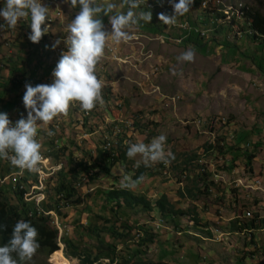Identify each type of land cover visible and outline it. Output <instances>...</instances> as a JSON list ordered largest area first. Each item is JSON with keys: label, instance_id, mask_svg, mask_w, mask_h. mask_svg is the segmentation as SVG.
I'll list each match as a JSON object with an SVG mask.
<instances>
[{"label": "rangeland", "instance_id": "rangeland-1", "mask_svg": "<svg viewBox=\"0 0 264 264\" xmlns=\"http://www.w3.org/2000/svg\"><path fill=\"white\" fill-rule=\"evenodd\" d=\"M202 1L197 4L193 2L190 11L178 16L176 20L191 24L204 33L203 37L201 35L198 37L201 46H196L194 42L193 45L187 44L182 47L174 44L167 46L168 42L163 44L159 41L149 42L148 51L152 57L149 61H143L141 65L145 73H139L132 68L134 72L131 76L119 79L117 83L119 89L109 84L111 80L109 73L112 75L114 68L107 69L105 65L106 68L101 70L100 78L105 80L102 91L104 104L99 111L100 115L95 117L89 111L88 118L83 121L85 125L83 131L74 130L70 126L76 122L78 124V114L85 111L79 104L73 103L67 114L69 117L66 119V124L69 119L71 122L68 126L59 123L55 138L48 135L55 121L48 124L41 123L37 136L43 140L41 144L46 145L45 151L51 150L56 140L60 147L66 146V151L59 152L57 158L53 159L66 166L67 157L64 153L70 149L74 150L70 143L75 148L74 159L77 156L79 160H86L92 153L90 150L92 144L96 142L100 145L101 142L97 132H92V127L97 128L113 119L132 122L129 144L150 143L152 138L160 134L166 135V151L170 150L175 158L168 163L153 164L149 171L150 177L133 190L146 195L152 203L164 194L176 208L185 210L187 215L177 216L174 221H167L156 210L147 212L139 207L120 210L123 224L132 228L129 238H137L138 227L152 228L158 240L154 244H148L146 256L148 259H155L158 256V260L163 264H264V66L260 69L256 59L257 52H261L260 48L256 50L260 41L256 40L252 44L243 35L241 28L244 26V19H236L235 11L232 10L234 15L230 14V18H234L235 23L229 26L225 24L230 23L218 22L223 18L224 13L217 10L219 7L222 11L231 6L233 9L239 8L240 4L259 9L264 14V0H260V6L255 0H221L224 3H220V6H216L217 0H210V4L205 9L201 8ZM59 2L65 15L63 19L54 21L48 35H44L45 38L65 36V32L68 33V29L65 31L68 28L67 21L80 10L79 6L74 9L70 0H59ZM151 2L160 5L161 10L159 8L149 10L152 12L149 27L155 22L153 27L159 24L162 28L164 24L159 20L158 14L164 13L165 10L167 15L174 14L172 3L169 0H151ZM172 2L178 3L179 0ZM106 3L115 4L116 11H119V6L122 8L120 12L128 11V5L124 0H97V4L101 6ZM4 4L5 0H2V5ZM134 11L139 14L146 10L137 8ZM59 21H63L61 25H58ZM0 22H2L1 17ZM22 28L5 27L11 39V46L0 51V63L3 64L1 75L4 78L20 65V57H26L24 53L28 47H25L26 44L23 45V37L19 38L17 35L20 30L29 32L30 35L31 30H28V23ZM219 28L223 29L218 32ZM167 30L177 37L173 29ZM133 31L136 30L131 32ZM132 35L133 33L130 34V42L136 44L140 40L138 35L141 34L135 33L137 40H134ZM184 40L180 45H184L186 42ZM220 44L226 47L223 46L213 52V47ZM58 46L64 49L66 45L61 42ZM22 48L24 50L20 54ZM189 49L195 50L194 61H178L177 57ZM202 49L206 53L203 54ZM145 50L133 54L131 60L136 59L138 53L148 58ZM121 58L127 59L124 55ZM126 64L114 63V67L117 68L114 72L122 75L119 73L121 72L119 67L122 68V65ZM153 68H156L154 73ZM40 69L42 67L39 68V73ZM28 83L32 85V79H25L19 89L21 95L18 98L14 93H10L7 98L9 102L15 99L13 102L17 104L9 108L12 113L9 118L13 126L20 118H27L28 110L24 106L23 96L26 91L25 85ZM73 105L75 107H72ZM75 108L78 113L74 111ZM83 132H92V134L89 133L88 137L83 139L81 137ZM102 132L103 129L100 133L103 134ZM243 136L245 140L241 141L240 149L248 150L251 149L252 143L257 140L261 142L254 152L255 157L251 160V171L245 166L246 158L241 154L240 149L237 150L238 156L236 154L231 156L223 153L225 150L221 147L222 144L230 146L233 139L239 140ZM125 147L121 145L120 149ZM191 156L195 158L188 168L184 169V161ZM8 162L11 164L10 160ZM139 164H143L142 158L137 155L132 159L127 157L126 162L120 164L119 168L124 171L125 166L127 170L129 168L134 170ZM67 169L65 168L64 171ZM112 174L116 177L121 173L114 167ZM24 175L27 179L23 180L22 184L28 187L31 172L23 170L22 176ZM102 176L103 174H100L96 181L86 183V186L77 189V193L68 200L70 206L58 216L59 223L65 226L68 235L81 242V249L93 247L96 242L80 230L79 224L85 222L93 224L98 219L99 207L114 206L110 201L107 203L104 197H96L93 193L95 187L104 190L111 186V180ZM60 178L59 173L48 178L45 194L47 187H53L58 180H61ZM211 180L214 184L212 186ZM204 183L207 184L208 191L204 188ZM7 186L5 184V187ZM186 189H190L197 196L195 202L186 199ZM194 206L199 215L200 225L191 221L193 215L190 216L191 212L188 210ZM104 216L109 217L108 214ZM254 216L257 217L254 229H237L249 223ZM49 219L50 224L54 226L52 218ZM155 224H159L160 227L155 229ZM219 230L223 234L220 235ZM118 231L124 232L123 228ZM207 231H211L210 236L207 235ZM58 248L60 252L55 254H62L61 256L70 264H80L74 257L66 258L63 255V244L58 243ZM250 252H253L254 256L249 254ZM50 259L51 256L46 257L45 254L36 252L32 260L26 264H52ZM96 264H106V260H100Z\"/></svg>", "mask_w": 264, "mask_h": 264}, {"label": "clouds", "instance_id": "clouds-1", "mask_svg": "<svg viewBox=\"0 0 264 264\" xmlns=\"http://www.w3.org/2000/svg\"><path fill=\"white\" fill-rule=\"evenodd\" d=\"M169 2L172 3L174 14H158L159 20L167 25L163 26L165 31L162 34H168L169 30L167 29H173L179 36L180 33L172 25L180 22L176 21L178 16H183L190 11L193 0H179L178 3L169 0ZM70 3L73 8L79 6L80 10L75 19L68 24V35L63 40L67 51L62 52L52 72L53 82L36 86H32L30 83L25 85L23 103L28 110L26 119L20 118L13 126L7 113H0V158L10 160L13 166L32 173L40 171V164L43 160L42 152H46L45 148L41 149L42 145L36 138L39 125L51 123L54 118L60 115H67L73 103H78L84 111H91L98 103L102 104L104 85L96 74V68L105 55L109 38L115 43L128 41L131 38L128 31L130 28L138 27L141 21L150 23L152 20L151 11H141L139 14L134 11L141 6L142 0H124V3L128 5L126 13L116 11V5L113 3L101 6L97 4V0H70ZM49 10L41 0H5L4 7L0 9V17L4 20V24H0V30H4L6 26L15 28L22 18L30 15L31 34L28 39L33 43H39L42 37L48 33V27L42 28V25H45L48 19ZM101 14L108 16L111 25L110 32L105 31V26L100 18ZM157 35L159 34L157 33ZM171 36L173 35L171 34ZM61 42V40H57L52 45L53 50ZM194 59V49L186 50L177 57L180 62H193ZM98 75H100L99 72ZM53 134L51 131L48 133L50 136ZM166 141V135L160 134L152 138L150 143H130L126 155L130 159L139 155L145 167H151L155 163H168L175 157L170 150L166 151ZM48 154L46 155L51 158V162L57 163L56 160L53 161L54 156ZM75 157L77 159V156ZM65 168L67 165L63 164L60 171ZM143 179V175L135 179L125 175L121 181V187L133 189ZM86 183H88L87 178L83 177L76 184L80 189L86 186ZM66 201L68 202V200ZM39 211L42 209L40 208ZM44 214L51 216L52 223L58 230V243L61 244L60 237L64 232L68 233L65 226L61 222L59 223L58 216L53 211ZM55 220H57L61 232L56 226ZM156 225L159 224H155V229H158L160 225L158 228ZM38 235V229L30 221L18 220L13 226L12 238L9 243L0 246V264H26L31 261L40 247Z\"/></svg>", "mask_w": 264, "mask_h": 264}, {"label": "trees", "instance_id": "trees-1", "mask_svg": "<svg viewBox=\"0 0 264 264\" xmlns=\"http://www.w3.org/2000/svg\"><path fill=\"white\" fill-rule=\"evenodd\" d=\"M199 1L200 0H193L194 4H197ZM255 1L259 6L261 5L260 0ZM242 12L244 13L242 16L244 19V26L241 28L243 35H245L252 44H254L256 40L260 41L256 50L260 48L261 52H257L258 55L256 59H258L257 66L261 69V67L264 66V14L259 9H252L246 5L242 9ZM30 22L31 19L29 15L27 22L29 26L28 30H31ZM234 23L235 19L232 18V22L226 25L230 26ZM24 26L25 25L20 26V28ZM153 26L154 24H152L150 29L154 32L156 29L158 34L164 33L165 30L163 27L161 28V25L158 24L156 27ZM222 29L223 28H219L216 30L220 32ZM17 36L19 38L23 37L22 43L23 45L26 44L25 47L28 48L24 53L26 57H20L24 48L19 52L20 54L18 57H20V65L17 66L16 70H12V73L9 72V76L6 78L0 75V105L2 103L0 106V113H8L11 105H13V107L16 105V103L14 104L13 102L15 99H11L9 102L7 98L10 93H14L17 98L21 95L19 94V89L23 86L25 79H32L33 81L36 80L39 84L41 83L42 80L38 78V70L42 67V63L46 62V59L49 56V51H47L49 49V44H47V40L44 36L39 43H33L28 39L29 32L25 33L20 30ZM198 37V33L191 32L184 41L198 44ZM52 64L54 66V62L50 64L48 71L53 68ZM27 74L30 75L26 78L25 75ZM244 140L245 137L243 136L242 138H239V140L233 139L230 146H224V144H222L221 147L225 150L223 153L231 156L236 154V156H238L237 150L240 149L239 145L241 141ZM260 145L261 142L257 140L255 143H252L251 149H240L242 151L241 154L246 158L245 166L250 171L252 170L251 160L255 157L254 152ZM125 148L117 149L115 151L116 155L111 157L109 152H104L97 147L94 151L95 154H89L86 160L74 159L71 150L64 153L67 157L66 161L68 169L67 171H64L63 169L59 172L61 180H58L53 187H47L45 200L40 205L42 211H38L33 203L26 202L23 199L25 189L19 187L21 185L20 180L16 186L8 185L5 187L4 184L0 183V246L9 243L12 238L14 224L18 220L23 219L30 221L31 224L38 229L39 235L37 239L40 247L37 250V253L45 254V256L48 257L60 252V248H58V230L50 224L49 215L44 213L53 211L57 216H60L61 200H69L77 193L78 186L76 183H79L83 177L87 178L88 183H92L99 178L100 174H103V176L108 175L115 164L126 162L127 149L125 150ZM52 150L55 152L53 153ZM64 151H66V146H62L59 149H54L52 146L48 155H53V159H55L59 152L62 153ZM194 158L195 156H191L184 161V169L188 168ZM17 169V167L9 164L7 159L1 158L0 177ZM150 169V167H145L143 164H139L135 168V174L132 178L135 179L141 175L144 176L147 171H150ZM124 171L127 172L125 166ZM206 175L207 174H204V176ZM23 178L27 179L25 175ZM35 179V174L31 172L29 180L33 181ZM200 179L204 181L202 177H200ZM210 185H214L212 180L210 181ZM204 188L207 191L209 189L205 183ZM93 193L96 197L102 196L107 203L110 201L114 205L109 208L106 206L99 207V212L97 213L98 219L93 224L92 222L79 224L80 230H83L86 236L95 240V246L81 249V242L74 240L72 236L64 232L60 237V242L64 246V249L62 250L63 255L66 258L74 257L80 264H96L103 259L106 260V264H163L162 261L158 260V256H156L155 259H148L146 256L148 244H154L155 241L158 240L156 232H154L152 228L138 227L136 228L137 238H129L132 228L131 226L123 224V216L121 215L120 210L123 211V209H133L136 207L147 212L156 210L158 214L167 221H174V218L177 216H186V211L176 208L164 194L152 203L147 196L124 188L110 187L108 190H94ZM186 193V199L193 202L196 201L197 196L190 189H186ZM188 211L191 212L190 216L193 215L191 221L196 223V225H200L199 215L196 212L195 206ZM104 214H108L109 217H105ZM256 220L257 217L254 216L249 223H245L237 229H254V222ZM122 228L124 230L123 233L118 231V229ZM206 233L209 236L211 235L208 231ZM249 254L253 255V252H250ZM239 260L242 261L241 259Z\"/></svg>", "mask_w": 264, "mask_h": 264}, {"label": "built area", "instance_id": "built-area-1", "mask_svg": "<svg viewBox=\"0 0 264 264\" xmlns=\"http://www.w3.org/2000/svg\"><path fill=\"white\" fill-rule=\"evenodd\" d=\"M41 2L44 6H46L50 9L49 14H48V19L46 20L45 25H42V28L45 26L48 27V33H49V31L51 30V28L53 26L54 21L63 19L64 15H65L64 10H63V7H61V5H60L59 0H41ZM220 3H224V2L221 0H217L216 6L219 5ZM209 4H210V0H203L201 2V8L205 9V8H207V6ZM0 5L2 8L4 7V5H2V1H0ZM139 8L145 9V10H151V11L155 10L156 8H159L161 10V6L154 4L153 2H151V0H142L141 6ZM243 8H244V6H242L240 4H239V8L233 9L231 6V7L226 8L224 11H222L220 9V7L217 8V10L219 12L224 13V15H223L224 17L222 19H219L218 22L223 23V24L224 23H231L232 19L230 18L231 17L230 14L234 15L232 10L235 11L236 19H238V20L243 19L242 18V16L244 15V13L242 12ZM164 13H166V10ZM1 21L2 22H0V24H4V20L2 17H1ZM27 22H28V17L22 18L16 26H23ZM172 27L177 29V31L180 33L179 36L174 37V36H171V35L165 33V34H159L158 36H156L154 38V40H157L162 44L165 42L180 44L183 41V39L188 37V35L191 32L198 33L199 37L204 36L203 32H201L200 30H198L195 27H192L188 23L177 22L174 25H172ZM48 33H46L45 35H48ZM48 37L49 36H46V39ZM132 38L134 40H137V37L134 35H132ZM124 42L128 43L129 40L124 41ZM0 44L5 49H8L11 46V39H9L8 34L5 31V29L0 30ZM53 44H54V41L50 43L51 48L49 51L52 58L55 60L54 67L52 68V72H53L56 64L58 63L62 52L66 51L65 48L63 49L59 46L55 47V49L53 50V48H52ZM105 60L110 61V62H115V63H122V64L128 63V59L121 58V57L117 56L115 45L107 43L106 48H105V55L100 60V62L97 65V68H96V72L100 73V75H98L96 73L99 79L102 76L101 70H103V67H104V66L102 67V64ZM2 70H3V64L0 63V75L2 73ZM153 71H156V68H153ZM53 80H54V77L51 74L50 78L46 81V84H51L53 82ZM103 104L104 103H102V104L98 103L97 106L93 110H91V112L94 116L98 115V111H99V109L102 108L101 106ZM72 107H75V105H73ZM97 107H99V109H97ZM96 110H97V112H96ZM74 111H76L78 113L76 108L74 109ZM89 114H90L89 111H85L80 115L78 114V117H77L78 124H77V122L73 123L71 125V126H73L72 128L74 130H75V128H78L81 131H83V126H85L83 121H84V119L88 118ZM70 122H71V119H69L67 123L69 124ZM132 127H133V125H132L131 121H121L119 119H113L110 122L104 123L103 125L95 128V132H97V134L100 137L99 138L101 141L100 145L98 144L97 146H92V149H90V150L93 153L95 151V149L98 147L101 150H103L104 152H109L111 157H113V155H116L115 151L117 149L119 150L121 145H125L126 147H128V144H129L128 138H129V133L132 132V129H131ZM58 128H59V122L58 121L52 124V130L51 131L54 134L51 135L50 137H52V136H54V138L56 137V135L58 133ZM102 129H103V132H102L103 134L100 133V131H102ZM89 133L83 132V133H81V137L83 139H86L88 137ZM36 138L40 144L43 142V140L39 136H37ZM53 147H54V149H59L60 145H59V142L57 140L54 143ZM50 151L51 150H47L46 152L50 153ZM46 154L47 153L42 152L43 160L40 164V171L38 173H34L36 176V179L33 181L30 180L28 187H25L22 184V181L24 179L22 176L23 170L19 169L18 167H17L18 168L17 170L11 171V172L7 173L5 176L0 177V183L4 184V185L7 184V185L16 186V184H18V181L20 180L21 185L19 187L25 189V192L23 194V199L26 202L33 203V205L35 206V208L38 211L40 210V205H41V203L45 197V191L44 190H45L46 181L48 180V178L51 175L60 171L63 167V163H61V162L52 163L50 160L51 158L48 157ZM239 182L240 181H238V183ZM246 189H248V186ZM60 198H61V195H60ZM68 207H69V203L66 200H61L60 210L68 208ZM55 224L61 232V228H60L57 220H55ZM158 227H159V225H156V228H158Z\"/></svg>", "mask_w": 264, "mask_h": 264}, {"label": "crops", "instance_id": "crops-1", "mask_svg": "<svg viewBox=\"0 0 264 264\" xmlns=\"http://www.w3.org/2000/svg\"><path fill=\"white\" fill-rule=\"evenodd\" d=\"M75 9V8H74ZM118 10L119 11H121L122 10V8H120V6H119V8H118ZM75 16L76 15H72L71 17H70V20L69 21H67V26H68V24L73 20V19H75ZM101 19H102V22H103V24H104V26H105V31H108V32H110L111 31V25L109 24V19H108V16H105V15H103V14H101V17H100ZM69 19V18H68ZM63 22V21H62ZM62 22H60L59 21V23H58V25H61V23ZM155 22H153V23H151V24H154ZM226 25V24H225ZM147 27H149V23H145L144 21H141L140 22V24H139V26L137 27V26H133L132 28H130L128 31H132V30H136V31H133V32H129L130 34L131 33H133V35L134 36H136L135 35V33H140L141 35H138V37H140V40H138V42H136V44H133V43H131L130 41V39H129V42L128 43H125L124 41H122V42H120V43H115V42H113V40L111 39V38H109V40H108V42L107 43H112L113 45H115V48H116V52H117V55L119 56V57H121L122 55H124L125 57H127V59L129 60V62H128V64H126V65H122V68H120L119 66V70L121 71V72H119V73H121L122 75H118V73H115L114 71L117 69L116 67H114V63L115 62H110V61H107V60H105L104 62H103V64H102V67L103 66H105L106 65V67H107V69L109 68V67H112V68H114V70L112 69V71H113V74L111 75L109 72V76H110V78H111V80L109 81V84H112L113 85V87L114 88H116V89H119V86H117V83L119 82V79H125V76H127L128 77V75H130L131 76V74H133V72H134V70H132V68H134L137 72H141V73H145L142 69H141V65L143 64V61L145 62V61H149V59L152 57V54H150V51H148V43L149 42H154V37L152 38V37H149V36H151V35H155V34H157L158 33V31H156V29H155V32L153 31V30H151L150 29V27L149 28H147ZM67 29L68 28H66L65 29V31H67ZM140 29V30H139ZM67 34L68 33H66L65 32V36H63L62 35V37H59L58 35L57 36H55L54 38L53 37H48L46 40H47V44H49V49L47 50V51H50V48H51V45H50V43L51 42H53V40H54V43L57 41V40H61L62 41V43H63V40L66 38V36H67ZM137 37V36H136ZM143 37V38H142ZM51 39V40H50ZM143 39V40H142ZM153 39V40H152ZM199 42V41H198ZM169 43V45H167V46H172V44H174V43H171V42H168ZM150 44H152V43H150ZM183 44V43H182ZM187 44H192V43H190V42H188V41H186L185 43H184V45H180V44H174V46H178V47H182V46H186ZM201 42H199L198 44H195L196 46H201ZM193 45V44H192ZM147 46V47H146ZM223 46H225V45H223V44H220L219 46H215V47H213L214 49H213V52H216V51H218V50H220L221 48H223ZM65 47V46H64ZM145 47H146V50H145ZM226 47V46H225ZM161 48H163V47H161ZM233 48V47H232ZM204 49H206V47H204ZM204 49H202V50H204ZM4 50V47L0 44V51H3ZM65 50L67 51V48L65 47ZM142 50H145L146 51V54L148 55V58H145L144 56H142V55H140L139 53H138V57L136 58V59H133V60H131L133 57V54L134 55H136L137 54V52H139V51H142ZM234 50V49H233ZM203 54L204 53H206V51L204 50V51H201ZM234 53L236 54L237 53V51L235 50L234 51ZM131 60V61H130ZM55 63V60L52 58V56H51V54L49 53V56H48V58L46 59V62L45 63H42V69H40V73H39V75H41V76H39L38 75V78H40L42 81H41V83L40 84H46V81L50 78V76H51V74H52V69L51 70H49L48 71V67H50V64L51 63ZM52 66H53V64H52ZM54 67V66H53ZM106 67H103V70H104V68H106ZM139 68V70H137ZM7 72H8V70H6ZM39 71V70H38ZM131 71V72H130ZM153 71V70H152ZM127 72V74L125 75V73ZM136 73V72H135ZM153 73H154V71H153ZM30 74H27V75H25V77L27 78V76H29ZM148 75V74H147ZM102 77V76H101ZM116 77V79H114ZM138 78H139V76H137ZM131 78V77H130ZM130 78H128V79H130ZM102 82H103V85H104V87H105V80H104V78H102ZM124 82V81H123ZM125 83V82H124ZM39 83H37L36 82V80H32V86H36V85H38ZM110 87H112V86H110ZM108 90H109V92H110V88H108ZM17 105V104H16ZM99 111H100V109H99ZM98 111V115H100L99 112ZM8 117H10V115L12 114L11 113V109H9L8 110ZM69 117V115H60V116H58V117H56V118H54L53 119V121H58L60 124H64V125H67L68 126V124H66V119ZM96 117V116H95ZM10 119V118H9ZM71 128L73 127V126H70ZM78 128H75V130H77ZM92 129H93V131L92 132H95V127L93 126L92 127ZM78 131H81L80 129H78ZM92 132H90L91 134H92ZM67 136H69V134H67ZM42 145V144H41ZM70 145L73 147V149L75 150V148H74V146L72 145V143H70ZM93 146H97L98 144H96V142H95V144H92ZM46 147V145H42V148L41 149H44ZM71 150V149H70ZM74 150H71V152H73ZM117 168L118 169V171L121 173V174H118V176H113V174H112V169L113 168ZM120 164L119 163H117L115 166H113L112 167V169L110 170V173L108 174V175H106V176H102V177H105L106 179H110L111 180V183H110V187H116V188H122L121 187V181H122V179H123V177L125 176V175H129V177H131L132 178V176L135 174V169L134 170H132V169H128L127 170V172L125 173L124 171H122L120 168ZM144 177V179H143V181H141L140 183H142V182H144V181H146V179H147V177H150L149 176V171H147L146 173H145V175L143 176ZM139 183V184H140ZM110 187H108L107 189H104V190H108ZM134 189V188H133ZM133 189H129V190H131V191H134ZM95 190H103V189H101V188H97V187H95ZM134 192H136V193H139V194H142L140 191H134ZM144 195V194H143ZM146 196V195H145ZM208 232H210L211 233V231H208ZM218 233L221 235V234H223L220 230L218 231ZM224 236V235H223Z\"/></svg>", "mask_w": 264, "mask_h": 264}, {"label": "bare ground", "instance_id": "bare-ground-1", "mask_svg": "<svg viewBox=\"0 0 264 264\" xmlns=\"http://www.w3.org/2000/svg\"><path fill=\"white\" fill-rule=\"evenodd\" d=\"M62 254H54L53 256L51 255L50 262L52 264H70L67 260L61 256Z\"/></svg>", "mask_w": 264, "mask_h": 264}]
</instances>
